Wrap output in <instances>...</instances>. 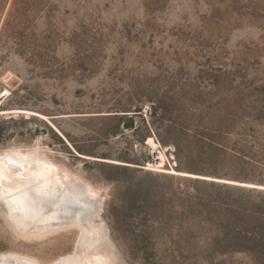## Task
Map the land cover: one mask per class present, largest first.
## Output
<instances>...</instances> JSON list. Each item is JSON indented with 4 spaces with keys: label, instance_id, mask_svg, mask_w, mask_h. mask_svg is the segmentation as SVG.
<instances>
[{
    "label": "rangeland",
    "instance_id": "374dc122",
    "mask_svg": "<svg viewBox=\"0 0 264 264\" xmlns=\"http://www.w3.org/2000/svg\"><path fill=\"white\" fill-rule=\"evenodd\" d=\"M0 18L1 107L43 114H1L0 154L91 193L46 238L0 211V252L264 264V0H0Z\"/></svg>",
    "mask_w": 264,
    "mask_h": 264
},
{
    "label": "bare ground",
    "instance_id": "6f19581e",
    "mask_svg": "<svg viewBox=\"0 0 264 264\" xmlns=\"http://www.w3.org/2000/svg\"><path fill=\"white\" fill-rule=\"evenodd\" d=\"M10 94L7 87L0 88V115L11 112L24 113L27 118L43 115L25 108L2 109V103ZM149 143L154 145L150 139ZM159 157V163L163 164L162 151L159 152ZM108 161L128 164L112 159ZM149 166L159 167L155 164H149ZM173 171L184 176L212 179L208 175L179 171L174 168ZM214 179L219 178L214 177ZM230 181L233 183L235 180ZM90 197L91 193L79 188L67 171H63L53 162L41 157L36 151L11 146L0 154V211L4 219L15 231L21 232L22 236L46 238L64 228L66 225H62V220L70 218L72 210L84 212L83 207ZM71 198L74 200L71 201ZM73 201L80 206L75 209ZM70 225L79 226V245L85 246L91 231L82 223L71 222ZM103 258L101 255H91L83 251L43 262L13 250L0 252V264H109Z\"/></svg>",
    "mask_w": 264,
    "mask_h": 264
},
{
    "label": "built area",
    "instance_id": "2783aa9c",
    "mask_svg": "<svg viewBox=\"0 0 264 264\" xmlns=\"http://www.w3.org/2000/svg\"><path fill=\"white\" fill-rule=\"evenodd\" d=\"M0 20H1V18H0ZM1 23H2V21H0V25H1Z\"/></svg>",
    "mask_w": 264,
    "mask_h": 264
}]
</instances>
